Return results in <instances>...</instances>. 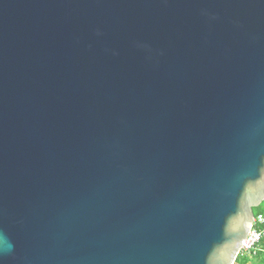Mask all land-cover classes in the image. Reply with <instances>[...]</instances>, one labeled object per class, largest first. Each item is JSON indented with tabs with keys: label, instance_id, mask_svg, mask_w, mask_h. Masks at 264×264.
Wrapping results in <instances>:
<instances>
[{
	"label": "water",
	"instance_id": "95a60500",
	"mask_svg": "<svg viewBox=\"0 0 264 264\" xmlns=\"http://www.w3.org/2000/svg\"><path fill=\"white\" fill-rule=\"evenodd\" d=\"M263 202L264 0H0V264H235Z\"/></svg>",
	"mask_w": 264,
	"mask_h": 264
},
{
	"label": "built area",
	"instance_id": "2783aa9c",
	"mask_svg": "<svg viewBox=\"0 0 264 264\" xmlns=\"http://www.w3.org/2000/svg\"><path fill=\"white\" fill-rule=\"evenodd\" d=\"M263 225V216H258L253 219L250 233L248 234L246 240L242 243L240 255H255L259 251L260 244L264 238V230L262 229Z\"/></svg>",
	"mask_w": 264,
	"mask_h": 264
},
{
	"label": "trees",
	"instance_id": "16d2710c",
	"mask_svg": "<svg viewBox=\"0 0 264 264\" xmlns=\"http://www.w3.org/2000/svg\"><path fill=\"white\" fill-rule=\"evenodd\" d=\"M254 216H263L264 218V202L260 205V207L254 210ZM262 229L264 230V225ZM235 264H264V238L260 244L259 251L255 255H239Z\"/></svg>",
	"mask_w": 264,
	"mask_h": 264
},
{
	"label": "clouds",
	"instance_id": "9594fccd",
	"mask_svg": "<svg viewBox=\"0 0 264 264\" xmlns=\"http://www.w3.org/2000/svg\"><path fill=\"white\" fill-rule=\"evenodd\" d=\"M255 218V217H254ZM247 238V228L245 225H241V228L238 232L233 233L231 237L229 238V243L233 244L236 248H238L242 242ZM4 239L3 235L0 234V241ZM6 247L3 244H0V249ZM219 245L215 244L214 249H215V258L211 261H209V264H223V262L219 261L218 255H217V249Z\"/></svg>",
	"mask_w": 264,
	"mask_h": 264
}]
</instances>
